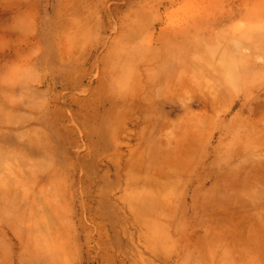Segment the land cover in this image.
I'll use <instances>...</instances> for the list:
<instances>
[{"label":"crops","instance_id":"0c3cea01","mask_svg":"<svg viewBox=\"0 0 264 264\" xmlns=\"http://www.w3.org/2000/svg\"><path fill=\"white\" fill-rule=\"evenodd\" d=\"M87 2L0 0V177L44 178L28 189V202L35 203L29 207L74 209L68 175L55 161L61 140L51 128L58 125L44 120L47 76L69 75L61 88L69 90L71 110L74 97L102 83L100 111L111 115L110 126L130 147L118 169L116 253L95 264H264V103L257 106L253 94L242 92L245 102L236 105L232 68L225 79L192 72L197 58L183 41L151 43L127 69L122 51L128 44L142 48L129 24L140 8H129V20L95 49L88 40L93 26L69 24ZM40 6L55 24L42 23ZM109 48H116L110 69L95 75V59L102 63L108 55L99 52ZM223 88L231 94L226 110ZM234 128L237 141L230 147ZM46 236L64 246L52 251L50 264L63 255L62 264H83L82 256L90 264L88 236L81 251L72 215ZM33 257L31 263L40 264L41 254Z\"/></svg>","mask_w":264,"mask_h":264},{"label":"rangeland","instance_id":"374dc122","mask_svg":"<svg viewBox=\"0 0 264 264\" xmlns=\"http://www.w3.org/2000/svg\"><path fill=\"white\" fill-rule=\"evenodd\" d=\"M50 1L43 0V4ZM133 7L140 10L129 24L135 27L139 36L134 41L140 42L142 48L134 49L128 44L122 51L127 69L134 60L144 57L151 43L165 47L183 41L190 46L191 58H197L192 72L220 73L225 79L232 68V80L240 94L236 105L245 102L242 92L250 93L249 97L253 94L257 106L264 103V0H88L84 11L69 24L93 26L88 40H93L96 49L103 46L110 30L112 35L123 26L124 17L129 20L128 9ZM39 9L42 23L55 24L52 13L44 14L42 6ZM114 54L116 48L99 52L98 56H108L102 63L101 58L95 59V75L105 71V66L106 71L110 69ZM211 57L218 58L217 64L210 60ZM52 78L47 76L51 96L44 120L58 125L51 128L53 135L61 140L60 144L55 143V161L68 175L75 206L72 210L29 207L35 203L28 202V189L44 178L0 177V264H32L33 254L38 252L40 264H50L54 258L52 251L61 246L56 247L53 239L47 238L48 228L51 230L54 223L64 222L71 215L77 223L81 251L87 249L85 238L88 236L90 264L116 253L114 200L118 169L124 150L130 147V139L122 135L119 140L110 126L112 119H107L111 115L100 111L105 103L100 96L104 88L102 83L97 89L82 92L88 95L74 97L77 108L71 110L69 90L61 88L62 84L69 83V75L59 72L56 79ZM96 78L94 76L91 81ZM230 98L228 89L223 88L222 110L228 108L226 104ZM123 131L127 135L132 133L131 129ZM235 137L237 130L230 129V147L236 145ZM61 232H67L65 225L61 226ZM61 249L64 251V246ZM64 256L56 264H62ZM81 262L86 264L85 256L81 257Z\"/></svg>","mask_w":264,"mask_h":264}]
</instances>
